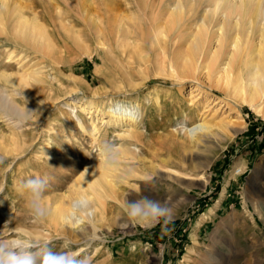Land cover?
Returning <instances> with one entry per match:
<instances>
[{
  "label": "rangeland",
  "instance_id": "obj_1",
  "mask_svg": "<svg viewBox=\"0 0 264 264\" xmlns=\"http://www.w3.org/2000/svg\"><path fill=\"white\" fill-rule=\"evenodd\" d=\"M80 24L77 28L85 34V28ZM58 42L61 45V41ZM89 46L94 53L93 45ZM5 48L3 42H0V73L5 70L8 73L22 72L23 65L28 68L37 60L30 52L27 58L23 59V56L16 53L12 61L5 62L9 52ZM104 53L103 50L101 56L94 53L93 57L87 58L75 46L68 44L67 50L62 52V72L80 77L83 85L72 84L69 79L57 76L58 72L54 77L48 66L42 70L48 80L44 95L33 105L24 102L29 111H34L31 118L23 125L16 126L12 120H7L8 117L0 115L1 135L10 136L15 129L26 135L24 153L17 157H4L0 154V238L14 240L23 236L43 241L48 237L51 239L46 242L57 249L68 246L76 251L83 249V254L91 257L92 264H264V213L259 205L254 206L258 202L257 194L264 199V146L261 152L257 151L255 157L249 159L250 165L244 171L245 174L236 176L234 173L237 172L234 163L247 152L249 146L257 148L261 142L264 144V120L248 107L241 108L244 127L236 130V135L225 150L210 165L204 163L210 147L218 145L216 139L210 138V143L200 148V152L185 154L183 164L189 169L182 170L175 165V161L183 154L177 142L186 132L173 130L177 122L183 120L191 127L205 117L210 119V113L215 110H218L213 118L215 121L221 117L229 120L236 115L230 113L224 104L207 102L206 90L203 88L191 95V87L196 85L194 83L185 82L180 87L172 81L156 77L151 70L140 73L138 69L125 64L118 53L112 54V61L105 58ZM18 61L20 64H17ZM96 67L104 68L103 76L95 74ZM106 79H112L114 89H120L125 80H130V83L123 84L125 87L121 90H113ZM86 84L92 88H107V97L99 95L98 99L95 98V102L102 105L105 111L116 105H139L141 116L138 119V131L144 137V142L142 140L141 144L130 146L135 159L127 161L123 166L131 167L142 175L127 179L125 184L116 182L120 201L106 202L105 215L96 231L98 237H94L93 229L85 225L83 231L71 229L85 235L83 241L72 242L67 240V227L64 234L51 232L50 235L47 221L42 224L32 222L26 211L25 196L18 190V185L37 175L48 177L46 202L49 201L48 205L52 208L55 199L68 191L84 167L91 161H99L95 150L98 141L109 140L117 145L122 143L118 135L122 129L115 128L113 123H106L108 118L102 121L101 113L97 112L81 114L83 107L80 104L73 105L79 99L87 101L93 98L94 93ZM50 88L51 96H48ZM179 88L180 95L177 90ZM214 96L223 97L218 92ZM155 97L159 98L158 102ZM250 120L253 123H249ZM92 123L97 125V131H93ZM80 124L85 126L86 131L81 130ZM253 125L261 128L256 135ZM96 133L98 140L94 142L92 135ZM174 140L175 144H171ZM161 159H169L173 169L183 175L192 174L195 180L176 182L173 178H167L163 172L151 175L143 169L142 163H151L167 170L169 166L160 163ZM220 163L223 167L218 173L217 165ZM232 173L239 177L234 180L237 185L232 180ZM144 174H150L148 178L151 179L146 181ZM201 176L203 179L197 181ZM202 180H206L205 183ZM230 182L232 186H229ZM226 186L231 196L230 202L223 205L226 200L222 202L219 194ZM141 194L150 195L174 209L173 224L170 225L174 230L170 235H163L159 224L142 226L127 219L122 210V201L126 196L135 199ZM219 204L223 207L207 220L206 216L213 212H204ZM203 221L204 237L196 243L192 240V232ZM38 234H43V238H36ZM172 250L176 256L169 263L165 257L166 254L172 256Z\"/></svg>",
  "mask_w": 264,
  "mask_h": 264
},
{
  "label": "bare ground",
  "instance_id": "obj_2",
  "mask_svg": "<svg viewBox=\"0 0 264 264\" xmlns=\"http://www.w3.org/2000/svg\"><path fill=\"white\" fill-rule=\"evenodd\" d=\"M12 2L0 0V42H3L5 49L9 51L5 62L12 61L16 53L23 56V59L27 58L29 55L27 53L30 52L37 60L28 68L23 65L22 72L8 73L5 70L0 73V87L11 89L6 99L0 94V115L8 117L9 121L12 117L6 110L7 104L21 105L27 101L29 105H33L44 95L48 80L42 70L48 66L54 77L58 72L57 76L69 79L72 84L83 85V79L80 77L73 73L62 72L64 63L62 52L67 50L68 44L75 46L87 58L93 57L94 53L101 56L104 50L105 58L112 61V54L118 53L125 64L138 69L140 73L151 70L156 77L172 81L180 87L185 82L194 83L196 85L191 87V95L203 88L206 90L207 102L214 105L224 104L223 106L226 105L230 113L236 115L229 120L221 117L215 121L213 118L218 112L215 110L210 113V119L205 117L197 123L201 126L198 133L193 135L186 132L178 142L176 140L183 154L179 159L177 158L175 165L182 170L189 169L183 164L185 154L193 155V151L200 152V148L210 143V138L216 139L218 145L210 147V153L204 163L210 165L211 161L225 150L227 144L236 135V130L244 127L241 108L248 107L264 120V0H32V2L13 0ZM80 22V26L85 28V34L77 28ZM58 41H61V45ZM90 44L93 45L94 53ZM17 64H20V61ZM94 69L96 75H104V68ZM111 80L106 79V83L113 90H121L125 87L123 84L130 83V80H125L120 85V89L119 87L114 89ZM87 86L94 93L93 98L90 97L87 101L79 99L74 101L73 105L80 104L83 107L81 114L101 113L102 121L108 118L106 123H113L112 126L122 129L118 134L122 139L120 145L127 150L122 158V165L134 160L130 146L139 145L142 140L144 142V137L138 131V119L122 115L114 108L105 111L102 105L95 102V98L98 99L99 95L107 97V88ZM51 90L50 88L47 91L48 96H51ZM177 90L180 95V88ZM215 92L223 97H215ZM17 93H21L22 96H17ZM155 100L158 102L159 98L155 97ZM135 107L139 108V105ZM91 125L93 131H97V125L95 123ZM80 128L86 131L85 126L81 125ZM12 131L10 136L0 133V154L4 157H17L25 150L26 135L16 129ZM92 139L94 142L98 140L97 133L92 135ZM171 144H175V140ZM160 163L164 166L168 165L167 170H163L158 164L142 163V165L151 175L159 171L176 182L195 180L192 174L183 175L173 169L170 165L172 161L169 159H161ZM234 166L237 167L239 175L246 169L243 162ZM150 174L143 175L147 178L146 181L151 179L148 178ZM137 175L142 173L134 170L130 178L134 179ZM203 176L196 180L203 179ZM120 179L117 173L106 171L99 161L88 163L68 191L55 199L51 208L52 214L47 219L50 235L54 232L64 234L67 227V240L83 241L85 235L71 229L83 231L85 225H89L93 229L94 237H98L96 231L105 215L106 202L120 201L116 192V182H120ZM127 179L121 183L125 184ZM257 195L258 202L254 206L259 205L264 213V199L261 195ZM78 199H83L86 204L84 206L76 204L75 201ZM46 203L48 204L49 201ZM211 212L212 210H209V214ZM3 215L8 216V214ZM43 236L38 234L36 238ZM191 237L193 240L194 236ZM50 239L45 237L43 242Z\"/></svg>",
  "mask_w": 264,
  "mask_h": 264
},
{
  "label": "clouds",
  "instance_id": "obj_3",
  "mask_svg": "<svg viewBox=\"0 0 264 264\" xmlns=\"http://www.w3.org/2000/svg\"><path fill=\"white\" fill-rule=\"evenodd\" d=\"M9 90V88L0 87V94H3L6 99ZM17 96L22 94L17 93ZM6 110L10 112L12 123L16 126L23 125L34 113L26 108V104H7ZM114 110L135 119L141 116L140 110L135 106L116 105ZM200 128L199 124L189 127L185 121L181 120L177 122L173 130H183L194 135L200 131ZM95 150L100 158L99 163L106 171L117 173L121 178L120 182H124L134 174V169L122 165V158L127 151L123 145H117L109 140H100ZM18 190L25 196L26 211L32 222L45 223L52 214L50 206L46 203L49 190L48 177L37 175L21 181ZM75 203L84 206L86 201L78 199ZM121 206L123 213L133 224L149 227L159 224L163 235H170L174 230L170 227L173 224L174 209L167 203L153 199L150 195L141 194L135 199H128L126 196ZM0 264H92V261L90 256L83 254V249L76 251L70 246L57 249L47 242L21 236L14 240L0 238Z\"/></svg>",
  "mask_w": 264,
  "mask_h": 264
},
{
  "label": "crops",
  "instance_id": "obj_4",
  "mask_svg": "<svg viewBox=\"0 0 264 264\" xmlns=\"http://www.w3.org/2000/svg\"><path fill=\"white\" fill-rule=\"evenodd\" d=\"M249 123H253V121H249ZM253 127H254V125H253ZM261 128L260 127H254V130L256 131V133H255V135L256 134H258V132H259V130H260ZM264 135V133L262 134V136ZM263 146H264V144H263V142H261L258 146H257V148H252V146H249V148H247L246 150H247V152H245L244 153V155L241 157V158H239L234 164H236V165H238L239 163H241V162H243V164L246 166V169H245V172L247 171V169L249 168V165H250V161H249V159L250 158H252V157H255V155H256V153H257V151H262L263 150ZM252 151V152H251ZM217 166H219L218 168V170H217V172L219 173L220 171H221V169H222V167H223V164H221L220 163V165H217ZM245 172L243 173V174H245ZM239 177H236L233 173H232V180L234 181V180H236V179H238ZM235 182V181H234ZM235 184L237 185V183L235 182ZM229 186H232V184H231V182H230V184H229ZM229 187L228 186H226L225 187V189L224 190H221V192H220V196H221V198H222V202L224 201V200H226L224 203H223V205L224 204H227L228 202H230V199H229V197L231 196V194H229L228 193V191H229V189H228ZM223 189V188H222ZM221 205V206H220ZM223 205L222 204H219L217 207H214V206H212V208H208L205 212H204V214H207V212L209 211V210H213L212 212V215L210 214V215H208V216H206V218H208L207 220H210L211 219V217L213 218V216L215 215V213L217 212V211H219L222 207H223ZM203 223H204V221L203 222H201V223H199V224H197L196 225V227L197 228H195L194 230H193V232H192V234L194 235V240L196 241V243L198 242H200L201 241V239L204 237V232H205V225H203ZM190 240H191V237H190ZM172 248V247H171ZM169 256L170 257H172V258H169ZM168 256V254H166V261L167 262H169V263H171L172 261H173V258H175L174 256H176L175 255V253H174V251L172 250V256L171 255H169ZM169 258V259H168Z\"/></svg>",
  "mask_w": 264,
  "mask_h": 264
},
{
  "label": "trees",
  "instance_id": "obj_5",
  "mask_svg": "<svg viewBox=\"0 0 264 264\" xmlns=\"http://www.w3.org/2000/svg\"><path fill=\"white\" fill-rule=\"evenodd\" d=\"M262 132H264V124H263V126H262Z\"/></svg>",
  "mask_w": 264,
  "mask_h": 264
},
{
  "label": "built area",
  "instance_id": "obj_6",
  "mask_svg": "<svg viewBox=\"0 0 264 264\" xmlns=\"http://www.w3.org/2000/svg\"><path fill=\"white\" fill-rule=\"evenodd\" d=\"M237 173H238V171H237V172H235V174H236V175H238ZM183 231H184V230H183Z\"/></svg>",
  "mask_w": 264,
  "mask_h": 264
}]
</instances>
